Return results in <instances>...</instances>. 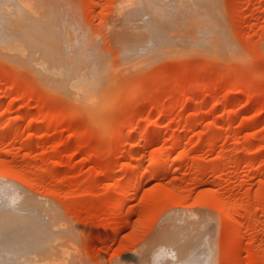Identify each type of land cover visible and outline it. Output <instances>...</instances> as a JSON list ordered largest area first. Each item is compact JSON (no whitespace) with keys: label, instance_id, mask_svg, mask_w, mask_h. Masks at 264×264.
<instances>
[{"label":"rangeland","instance_id":"obj_1","mask_svg":"<svg viewBox=\"0 0 264 264\" xmlns=\"http://www.w3.org/2000/svg\"><path fill=\"white\" fill-rule=\"evenodd\" d=\"M9 1L27 53L60 46L93 75L86 108L0 56V180L39 244L60 264L200 254L160 239L186 212L210 230L209 264H264V0H152L172 5L166 24L151 0Z\"/></svg>","mask_w":264,"mask_h":264},{"label":"bare ground","instance_id":"obj_2","mask_svg":"<svg viewBox=\"0 0 264 264\" xmlns=\"http://www.w3.org/2000/svg\"><path fill=\"white\" fill-rule=\"evenodd\" d=\"M157 1V4H159V0ZM150 2L152 4V6L150 5L151 10L147 11L151 16H154L156 21L157 18L159 19L157 22H163V24H166L164 21H170L172 17L171 15L173 14L171 12L173 11H166V7L168 8L170 5L168 4V1L167 3H164V5H168L164 6L165 10L164 8L162 9L163 6L159 8L157 5L155 6V3H152L154 1L152 0L149 1L148 4H150ZM17 5H21V2L0 0V56L4 59L7 58L9 59L8 61L11 60L16 64L21 63L22 65H25L35 73L36 77H39V80L41 79V82L43 81L42 83L56 90H59L60 88L59 91H62L61 94L67 98L72 97L71 101L74 102V100H78L85 103V105L88 103L93 107L94 101L90 104V102L95 99V93L92 92L93 75H91V73L88 74L87 72H90V67H88L90 69L86 67L87 70L85 67L81 68L77 66V62L75 63L71 59L73 55H70V51L60 46L52 45L37 47L35 50L30 49L27 53V47L21 42L23 36L16 37L11 35L12 32L9 31V29H11L9 27V20L12 15L16 17L15 22L13 23L15 24L13 30L21 32L23 27L28 28L30 26V20L25 17L24 14L15 11L19 8ZM173 5H175V2ZM171 6L172 5H170V8ZM137 8L139 10H137V12H139L137 14H142V9L136 7V9ZM160 8L164 11H161ZM172 9L175 10V8ZM3 10H14V12L5 13ZM135 10H133V13L136 14ZM169 11L171 15L168 14ZM169 16L171 17L169 18ZM38 51L39 53H36ZM17 59H23V62H19ZM61 89L70 91L71 94L69 93V95L71 97L65 95L68 92ZM63 91L65 93H63ZM83 103L81 105L85 107ZM92 107H90V109ZM86 108H89L88 105H86ZM149 160L150 164H154V162L159 161V158L158 156H154ZM27 204L28 198L24 194L18 192L13 187L12 183L0 180V264H60V256L57 253H54V245L47 247L44 244H39V241L36 240V238H41V236H39L37 232L25 228V225L30 222L29 219L32 218L30 214H25L24 212L27 208ZM116 207L117 206L114 205L112 211L116 210ZM185 214L186 216L184 219L176 218L177 216L174 217L175 215H172L173 218L169 216L170 219L167 217L168 220L165 219V223L159 229L160 239L164 240L163 242L166 241L179 244H190L197 240L202 246L203 244L205 245L200 254H195L196 248L191 246H181L178 249V252L175 249H171V247L170 249H160L159 251L157 250L158 248H155L156 250L151 252L149 249L153 250L154 248H148V250L145 251V254L152 256L151 260H153V263L151 264H160L161 262H164L165 264H209V246H211L212 243V241L210 242V230L203 229L206 225L204 227H202L203 225H200L202 228L194 226L196 225V218H193L195 221L193 223V220H190L191 214L187 215L186 212ZM201 216L203 217V215H200V217ZM188 217L190 221H188ZM208 218L210 221L205 219L206 222L209 221L207 222L209 224L213 223L212 218L210 216ZM201 222L205 223L203 221L198 223ZM42 238L46 237L42 236Z\"/></svg>","mask_w":264,"mask_h":264}]
</instances>
